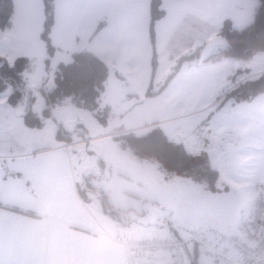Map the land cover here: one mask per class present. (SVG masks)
<instances>
[{"label":"crops","instance_id":"crops-1","mask_svg":"<svg viewBox=\"0 0 264 264\" xmlns=\"http://www.w3.org/2000/svg\"><path fill=\"white\" fill-rule=\"evenodd\" d=\"M12 1L14 13L10 26L3 30V34L11 36L12 44L6 50L14 55L0 56L11 63L18 56H32L34 50H38L40 55L45 50L42 57L45 60L48 55L40 37L44 22L43 0ZM200 1L203 3L198 7L200 15L206 18L207 11H211L222 16L209 20L212 29L200 33L195 47L217 35L225 19L231 23L250 22L257 4L253 0H227L223 1L225 3L222 6V0ZM220 7H225V10H219ZM149 20L150 0H54L51 40L55 52L49 60L53 62L59 59V54L69 55L86 49L104 60L108 66V77L110 70L114 71L121 91L123 86L135 91L139 103L154 108H158V104L166 109L188 110V113L183 114L185 117L193 115V109H206L214 103H206V93L212 95L214 81H210L205 93L201 91L199 97L194 95L181 99L174 87L163 89L162 92L153 88L152 91L157 93L146 95L151 80V59L145 68L139 53L141 47H146L151 55ZM228 59L213 57L210 65L218 64L220 83L229 78L228 84L224 83L219 88L222 92L216 94L217 104L223 103V95L239 82L254 78L264 71V53L256 54L234 70L227 65ZM205 64L197 62L199 69L204 68ZM238 69H248V72L240 74ZM145 70L149 77L143 86ZM224 71L226 75H223ZM39 86L32 85L31 89ZM9 92L10 89H7L0 94V264H128L122 243L135 235H128L126 224L111 217L91 195L87 198L84 192L85 196H81L79 183H82L86 171L81 169L79 163L74 164L72 146L68 149L62 147L67 142L56 137L58 125L50 127L48 132L43 128L27 126L23 114L28 108L12 107L7 102ZM126 92V100L132 99L134 94ZM27 100L28 95L22 102L27 105ZM138 101L135 100L134 104ZM234 103L230 101L232 106L244 107L242 117L221 111L212 112L209 122L207 119L210 114L203 120L205 126L194 129L208 127L214 131V139L207 148L200 150L183 128L175 127L172 137L173 140L181 141L188 152L207 153L210 163L218 172L215 183L220 177L225 187L232 183L234 187L240 188L241 183L231 176V170L228 171L223 160L227 154L234 153L242 141L264 152V92L247 103ZM183 115L168 120L176 122ZM79 131L83 130L79 128ZM68 132L72 136L74 131ZM88 139L89 136L85 138ZM243 173L248 177L253 176L252 187L257 180L264 184V158L261 168L253 163ZM215 183L210 187L216 188ZM90 194L94 195L93 192ZM255 195L254 191L250 202L240 211L238 220L226 222L222 225L224 229H230V233L238 231L240 225L249 218ZM128 217L131 221L132 213ZM167 233H172V230ZM191 248L188 247L189 255L196 256L198 250L193 246ZM144 260L149 264H170L164 255L144 257Z\"/></svg>","mask_w":264,"mask_h":264},{"label":"rangeland","instance_id":"rangeland-1","mask_svg":"<svg viewBox=\"0 0 264 264\" xmlns=\"http://www.w3.org/2000/svg\"><path fill=\"white\" fill-rule=\"evenodd\" d=\"M161 1V8L165 14L158 19L157 25L155 22L157 39L154 49L157 66L153 88L159 90V88L174 87V91L179 93L180 98L183 99L194 95L199 97L201 91L205 93L210 81H214L212 95L206 93V103L214 102L213 104L211 103L204 110L193 109V115L188 117L183 115L188 113V110L166 109L158 104V108L149 107L147 104L139 103L140 99L131 87L124 88L123 86L121 91L119 82L114 78V71L110 70L105 89L98 100L99 117L89 109L78 107L69 100L56 104L52 109V115L46 116L42 112L45 107L44 95L40 88L31 89V87L42 85L46 89H51L54 86L53 73L57 63L68 62L70 54H59L58 60L49 61L46 66L42 59L45 50L40 55L38 50H34L32 56H28L30 63L23 73L24 88L30 91L29 108L31 113L40 119L41 127L39 128L48 132L50 127L61 125L65 130L74 131L71 143L83 141L80 144H73L71 153L74 157V164L79 163L81 169L86 171L84 177L94 189V195L85 192L87 198L91 195L93 200L100 203L104 209L100 197L97 196V193L101 192L106 195L112 208L122 211L124 217L127 218L129 213H132L133 219L125 223L128 235L151 237L156 234L161 236L168 234L167 232L173 228L181 230V227L200 230L217 229L228 234L231 232L230 229L226 230L222 225L230 221L236 222L242 208H245L254 196L253 176H245L243 172L253 163L257 165V168H261L264 158L261 148L258 149L257 146L245 141L239 143L234 153L227 154L223 161H226L225 166L228 171L231 170V176L236 178L242 187H234L232 183H230L232 187H225L219 177L215 183L216 188L213 189L206 180H195L171 170L164 161L151 154L138 151L125 139V135L129 132L141 135L152 127L160 128L170 139H173L175 127L183 128L187 136L193 139L194 129L204 125L203 120H206L210 114L207 119L209 122L213 115L212 112L221 111L236 117H242L245 112L242 105L232 106L229 99L223 103L215 102L217 92H222L219 88L224 83L227 85L229 78L223 83L218 81L220 77L218 64L210 66L213 58L204 61L205 67L201 69L197 65L200 61L199 57L193 61L184 62V68L180 70L178 76L169 83L166 82L167 75L173 70L179 57L189 54L193 49L201 51L203 44L195 47L200 39V33L210 31L212 27L209 20L220 18L222 15L211 11H207L206 18L200 15L198 7L199 4H203L200 0ZM223 1L227 0H222L221 5L225 3ZM253 1L257 2V0ZM219 10H225V7H220ZM251 20L250 16V22ZM248 22H234L232 26L241 28L250 23ZM11 41V36L4 35L3 31H0V54L13 57L14 54L6 50L10 48ZM219 48L217 46L215 50ZM139 57L147 68L146 63L152 57V48L150 55L149 48L141 47ZM227 63L234 70L243 66L245 61L228 59ZM225 71L223 75H226ZM145 72L146 77L142 79L143 86L147 84L149 77L148 71L145 70ZM126 90L134 94L132 99L126 100ZM135 100L138 101L137 104H134ZM24 103L21 101L16 107L26 106L28 108V104ZM177 115L183 116L176 122L168 120ZM76 128L83 130V136L78 137L80 134H77ZM87 136L90 139L85 140ZM176 138L180 140L178 136ZM79 184L81 188V181ZM117 218L123 219L121 214ZM188 264H214V261L208 252L198 249L196 256L191 254Z\"/></svg>","mask_w":264,"mask_h":264},{"label":"trees","instance_id":"trees-1","mask_svg":"<svg viewBox=\"0 0 264 264\" xmlns=\"http://www.w3.org/2000/svg\"><path fill=\"white\" fill-rule=\"evenodd\" d=\"M43 4L44 22L40 37L48 55L44 60L47 66L50 57L55 52L51 40V30L54 24V0H43ZM13 13V1L0 0V31L10 26ZM164 14L165 11L161 8V0H150L149 37L152 45V57L151 80L146 91L148 96L163 90L159 88L157 92L152 91L157 66L156 51L154 49L155 22ZM218 34L229 42V46L215 50L210 59L215 55L214 58L246 61L256 54L264 53V0H257L249 24L241 28H235L229 19H225ZM199 55L200 51L193 49L189 54L179 57L173 70L167 75L166 82L169 83L177 75L184 62L193 61ZM29 63L30 58L24 55L18 56L11 63L0 56V93L10 89L7 102L12 107H16L28 95V109L23 114V120L27 126L39 128L41 127V121L31 113L29 108L30 93L28 94L29 91L25 90L23 84V73L27 70ZM237 72L241 74L248 72V69H238ZM53 75L54 86L51 89H46L42 85L39 86L44 95L45 107L42 110L44 115L51 116L52 109L56 104H62L69 100L74 105L89 109L98 116L100 109L98 100L105 89L108 77V66L104 60L86 49L72 52L68 62L58 63ZM262 92H264V71L254 78L239 82L223 95L221 102L228 99L232 102H248ZM75 130L80 135L84 134L83 131L79 132V128ZM56 137L66 142L71 141V133L64 131L61 125L57 128ZM125 139L138 151L151 154L164 161L171 170L180 172L195 180H206L211 187L214 185L218 172L214 165L210 163L207 153L204 151L188 152L181 141L170 139L160 128L152 127V129L141 135L129 132L125 135ZM81 185L80 194L82 197L85 196L84 192H94L86 177H83ZM99 196L104 205V210L111 217L123 223L130 222L128 217L122 215V211L112 208L105 194L99 192ZM120 214L123 217L122 220L117 218ZM176 232L177 230L172 229V233Z\"/></svg>","mask_w":264,"mask_h":264},{"label":"built area","instance_id":"built-area-1","mask_svg":"<svg viewBox=\"0 0 264 264\" xmlns=\"http://www.w3.org/2000/svg\"><path fill=\"white\" fill-rule=\"evenodd\" d=\"M214 135V131L208 127H200L192 132L193 141L200 149L206 148ZM76 143L83 141L67 142L62 147L68 149ZM253 188L256 195L249 218L237 232L225 234L217 229L181 227L176 233L161 236H134L122 243L128 264H149L144 257L157 255L167 257L170 264H188L190 245L208 252L214 264H264V184L257 180Z\"/></svg>","mask_w":264,"mask_h":264},{"label":"water","instance_id":"water-1","mask_svg":"<svg viewBox=\"0 0 264 264\" xmlns=\"http://www.w3.org/2000/svg\"><path fill=\"white\" fill-rule=\"evenodd\" d=\"M228 47L229 42L223 38L220 34L214 35L213 37L209 38L202 46L200 51L199 60L204 62L208 60L211 55L214 53L216 47ZM87 138V137H86ZM97 195H99L97 193Z\"/></svg>","mask_w":264,"mask_h":264}]
</instances>
